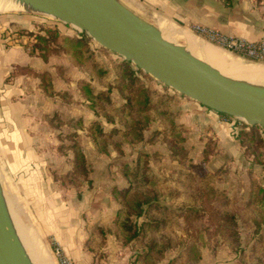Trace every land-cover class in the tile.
<instances>
[{"label": "rangeland", "instance_id": "374dc122", "mask_svg": "<svg viewBox=\"0 0 264 264\" xmlns=\"http://www.w3.org/2000/svg\"><path fill=\"white\" fill-rule=\"evenodd\" d=\"M30 16L40 15L0 12V33L15 35L32 51L37 36L54 32L46 61L52 57V74L44 71L42 80L43 72L29 71L54 104L44 118L56 141L39 186L63 223L78 226L92 264H264V131L254 134L236 120L235 136L224 140L185 126L175 109L176 92L86 33L44 16L47 23L33 29ZM159 17L223 49L194 31L201 25L185 27L159 13L146 21ZM77 39L82 44L76 49ZM142 89L149 90L150 105L139 101ZM165 93L174 99L161 101ZM1 163L0 189L12 211L37 231L54 264H76L33 216L36 185L25 183L21 193L28 175ZM135 167L139 175L132 181ZM143 197L154 200L141 205Z\"/></svg>", "mask_w": 264, "mask_h": 264}, {"label": "crops", "instance_id": "0c3cea01", "mask_svg": "<svg viewBox=\"0 0 264 264\" xmlns=\"http://www.w3.org/2000/svg\"><path fill=\"white\" fill-rule=\"evenodd\" d=\"M118 1L144 20L149 15L159 13L185 27L201 25L217 30L224 36L250 42L264 41V0H232L230 3L225 0ZM46 20L40 16H30L29 22L32 24H29L34 29L38 23ZM12 22L8 21V25L11 26ZM222 52L229 61L237 64L239 72L252 77L247 74L248 64L234 58L228 51ZM53 69L52 57L45 62L37 49L29 50L25 41L8 32L0 33V161L3 167L12 172L19 169L24 176L28 175V178L25 176L27 179L21 180V193L27 192L25 183L36 185L33 191L36 196L32 192L33 205L30 210L33 209V216L41 221L50 235L62 243L65 254L76 264H92L93 257L84 247V235L78 232V226L69 227L63 223L61 214L39 186L43 180L40 170L47 166L48 159L52 161L51 153L56 141L53 129L44 118V115L52 112L54 104L43 91L40 80L29 71L52 74ZM176 99L175 109L180 113L181 124L204 129L206 133L217 134L224 140L234 135L236 119L226 118L179 94ZM24 195L21 199L26 201L28 196Z\"/></svg>", "mask_w": 264, "mask_h": 264}, {"label": "water", "instance_id": "95a60500", "mask_svg": "<svg viewBox=\"0 0 264 264\" xmlns=\"http://www.w3.org/2000/svg\"><path fill=\"white\" fill-rule=\"evenodd\" d=\"M19 1L30 13L78 28L177 94L264 131V88L226 78L182 46L164 40L151 23L118 0ZM0 264H31L12 230L1 189Z\"/></svg>", "mask_w": 264, "mask_h": 264}, {"label": "bare ground", "instance_id": "6f19581e", "mask_svg": "<svg viewBox=\"0 0 264 264\" xmlns=\"http://www.w3.org/2000/svg\"><path fill=\"white\" fill-rule=\"evenodd\" d=\"M25 7H27V4L19 0H0V12L23 9ZM152 25L161 33L164 40L182 46L188 53L206 62L226 78L235 82L264 88V67L245 62L249 65L246 68L247 74L248 76H252L251 78L247 77L236 69L237 64L229 61L227 56L222 52L223 49L220 50L208 45L186 29H180L171 21L162 17H159L158 21L153 22ZM74 28L79 31L78 28ZM5 196L3 195V200L8 220L30 263L54 264L42 244L37 231L16 216Z\"/></svg>", "mask_w": 264, "mask_h": 264}, {"label": "trees", "instance_id": "16d2710c", "mask_svg": "<svg viewBox=\"0 0 264 264\" xmlns=\"http://www.w3.org/2000/svg\"><path fill=\"white\" fill-rule=\"evenodd\" d=\"M225 1L230 3L232 0H225ZM53 34H54V32L52 30H47L45 36H37V40H36L37 43L33 46V50L37 49L39 51L40 57L45 62L47 61V57L49 55V53H48V51H49L48 50V46H49V42H50V40H49L50 37L49 36H51ZM83 34H85V33H83ZM65 39H66V37L63 38V40H65ZM66 40H70V39H66ZM81 40L82 39H77V40L73 41V45L75 46L76 49L79 47V45L82 44ZM46 76H47V73L43 72L42 75H41L42 80L46 79ZM138 97H139V101L142 104H144V105H150L151 104L150 103L151 95H150V92H149L148 89H142L140 91V93L138 92ZM164 99L169 101V100H173L174 97L170 96L169 93H167V94L165 93V95L161 96L160 100L163 101ZM166 109L168 110V108H166ZM165 112H166V115H168L170 117L175 116L174 113H171L169 111H165ZM222 116H224L226 118H230L229 116H226V115H222ZM242 125H243L244 128H248L249 132H252L254 134H255V132L257 130H259L258 128H260L258 126H247L244 123ZM243 134H248V133L247 132L246 133H242V135ZM138 173H139V169H137V167H135L134 170L129 174L130 175L129 179L133 181V179L138 178V175H139ZM148 183H150V181H148ZM151 194H152L153 197H155V198L157 197V194L154 191H152ZM259 194H260L259 201L260 202H264V187L263 188H259ZM153 200H154L153 198L150 199V198H144L143 197L142 200L140 201V203H141V205L151 204ZM263 218H264V214H263ZM122 226L125 227L124 224ZM136 236H137V233L135 232L133 235L128 237V240L131 241V240L135 239Z\"/></svg>", "mask_w": 264, "mask_h": 264}, {"label": "built area", "instance_id": "2783aa9c", "mask_svg": "<svg viewBox=\"0 0 264 264\" xmlns=\"http://www.w3.org/2000/svg\"><path fill=\"white\" fill-rule=\"evenodd\" d=\"M194 31L230 53L249 60L264 62V41L250 42L241 38L224 36L214 29L202 26L195 27ZM61 264H72V262L69 259H63Z\"/></svg>", "mask_w": 264, "mask_h": 264}]
</instances>
